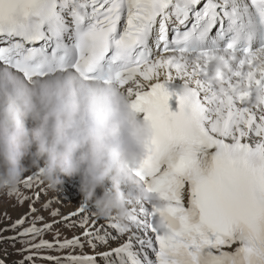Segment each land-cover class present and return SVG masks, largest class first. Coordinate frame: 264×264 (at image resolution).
Listing matches in <instances>:
<instances>
[{"label":"snow or ice","instance_id":"snow-or-ice-1","mask_svg":"<svg viewBox=\"0 0 264 264\" xmlns=\"http://www.w3.org/2000/svg\"><path fill=\"white\" fill-rule=\"evenodd\" d=\"M0 68L29 82L72 70L123 91L153 130L133 175L160 201L133 197L125 223L84 204L47 223L38 190L9 191L29 203L0 229V243L22 245L17 264H264V0H0ZM57 223L84 231L61 239Z\"/></svg>","mask_w":264,"mask_h":264},{"label":"clouds","instance_id":"clouds-1","mask_svg":"<svg viewBox=\"0 0 264 264\" xmlns=\"http://www.w3.org/2000/svg\"><path fill=\"white\" fill-rule=\"evenodd\" d=\"M152 138L151 123L112 84L72 70L29 82L0 68V190H14L27 168L42 162L51 189L79 178L85 203L125 223L133 197L156 200L132 172Z\"/></svg>","mask_w":264,"mask_h":264},{"label":"rangeland","instance_id":"rangeland-1","mask_svg":"<svg viewBox=\"0 0 264 264\" xmlns=\"http://www.w3.org/2000/svg\"><path fill=\"white\" fill-rule=\"evenodd\" d=\"M21 193L27 196H32V193L29 190L23 191ZM43 200L44 198L37 203L36 205L37 212L35 213V215L42 216L45 222H49L50 220L52 221L55 220L57 216L53 217L52 215H50V213L53 211L51 207L47 211L43 210L41 203ZM15 205H16L15 197L10 198L8 195H0V229H5L10 227L14 221L20 219L25 213H28L29 205L27 202H25L22 207ZM70 209L71 208L69 207L67 210ZM59 210L61 211V209ZM65 212H66L65 209H62V211L59 213L60 214L59 216H61ZM4 213H7V216L10 217V219L6 218ZM24 227H28V224L26 223ZM53 231L54 232L59 231L60 238L62 237L63 235V233L61 232L62 229L55 227ZM2 235L5 237H10L14 235V233L11 231H6L3 232ZM43 239L45 240L53 239L52 233L44 235ZM10 244L11 242L7 239H5L2 243H0V257H1L0 259H4L5 261H7L8 264H17L18 261H21L23 259L22 255L17 254L18 250L21 249L22 245L20 243H16L15 247H12L10 246ZM47 253L58 254V252L55 251L47 252Z\"/></svg>","mask_w":264,"mask_h":264}]
</instances>
